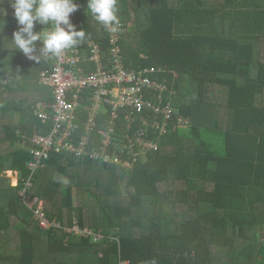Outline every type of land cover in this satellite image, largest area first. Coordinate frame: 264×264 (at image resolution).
<instances>
[{
    "label": "trees",
    "instance_id": "obj_1",
    "mask_svg": "<svg viewBox=\"0 0 264 264\" xmlns=\"http://www.w3.org/2000/svg\"><path fill=\"white\" fill-rule=\"evenodd\" d=\"M8 1L0 0V81H7L0 91V264H264V0H118L127 67L165 71L156 76L176 90L173 104L190 119L161 135L159 149L140 154L132 169L67 151L30 165L23 137L53 128L34 106L53 101L41 73L54 57L28 60L14 43L7 46V35L19 30L15 15L4 12ZM75 2L76 28L86 32L81 65L88 68L89 44L99 43L109 57V35L88 0ZM250 2L262 10L256 32L220 29L223 5ZM188 14L196 27H185ZM128 125L122 115L115 137L138 127ZM94 136L95 145L98 131ZM8 171L17 172V185ZM23 189L37 199L35 208ZM40 203L62 227L38 226ZM75 224L91 233L66 230Z\"/></svg>",
    "mask_w": 264,
    "mask_h": 264
},
{
    "label": "built area",
    "instance_id": "obj_2",
    "mask_svg": "<svg viewBox=\"0 0 264 264\" xmlns=\"http://www.w3.org/2000/svg\"><path fill=\"white\" fill-rule=\"evenodd\" d=\"M71 22L76 26L74 13ZM123 27L124 23L120 22L116 32L107 31L109 57H105L102 45L91 42L90 56L85 58L91 64L88 68L81 65L83 56L77 45L65 50L60 57H54L52 67L42 71L41 83L52 89L53 101H39L34 112L42 123L52 121L53 128L48 134L34 132L23 137V144L30 146L34 156L31 166L44 165L49 152L67 151L80 159L88 157L101 164L132 169L140 154L159 149L161 135L168 133L169 129L190 125V119L173 104L176 90L171 88L168 80L156 76L165 71L127 67L120 43ZM34 55L42 54L37 49ZM23 57L35 60L24 54ZM6 82L0 81V91ZM102 113L106 117L100 122ZM83 114L86 116L84 133L75 139ZM122 115L129 123L128 127L133 123H138V127L133 132H125L124 138H118L115 132ZM96 131L100 134V141L94 145ZM20 195L35 208L36 198L30 199L25 189ZM42 207L40 203L34 209L38 226L43 230L62 227L56 220H50ZM66 230L78 235L91 233L88 228L81 229L77 224Z\"/></svg>",
    "mask_w": 264,
    "mask_h": 264
},
{
    "label": "clouds",
    "instance_id": "obj_3",
    "mask_svg": "<svg viewBox=\"0 0 264 264\" xmlns=\"http://www.w3.org/2000/svg\"><path fill=\"white\" fill-rule=\"evenodd\" d=\"M12 7L20 25L19 30L13 33L12 42L16 50L31 59L36 60L37 56L60 57L65 50L86 39L85 30H77L71 22V15L80 8L75 0H13ZM87 9L107 31L118 30V0H88ZM37 24L45 25L44 31H35ZM38 41L42 55H34ZM151 264H156V261Z\"/></svg>",
    "mask_w": 264,
    "mask_h": 264
},
{
    "label": "rangeland",
    "instance_id": "obj_4",
    "mask_svg": "<svg viewBox=\"0 0 264 264\" xmlns=\"http://www.w3.org/2000/svg\"><path fill=\"white\" fill-rule=\"evenodd\" d=\"M12 2L13 0H9L7 2V5H6L7 8H4V12L14 16V8L12 7ZM258 12H262V10L260 9L256 10V6L251 5V2L248 3V5H244L243 8L236 3L225 4L217 12L218 17L220 18L219 20L220 29L221 30L225 29V31H227V29H229V24H231L230 29L234 32H248V33L256 32L257 25H255L254 19L255 17H257ZM188 16L189 18L184 20L185 27L188 28L190 25H192L193 27H196L197 25H195V23L192 24L190 21L193 19L192 21L198 23V20L195 18H192L191 15L189 14ZM244 20H250V22L245 23ZM19 27L20 25H18V23L16 22L15 28L19 29ZM261 30L264 31V28H261ZM7 36L8 38H10V41L7 42V46H9L11 43H13L11 40L13 37L9 34ZM260 49H261L260 54L262 57H264V45H262ZM7 175L10 177L13 185L18 183L17 181L18 175L14 171H8ZM261 215L264 218V215L263 214ZM263 227H264V224H263ZM261 237L264 239V231H261Z\"/></svg>",
    "mask_w": 264,
    "mask_h": 264
},
{
    "label": "crops",
    "instance_id": "obj_5",
    "mask_svg": "<svg viewBox=\"0 0 264 264\" xmlns=\"http://www.w3.org/2000/svg\"><path fill=\"white\" fill-rule=\"evenodd\" d=\"M13 3V2H12ZM22 56H23V54H22ZM49 59H51V57H48V58H45V57H39V59L38 60H43V61H48ZM49 88V87H48Z\"/></svg>",
    "mask_w": 264,
    "mask_h": 264
},
{
    "label": "water",
    "instance_id": "obj_6",
    "mask_svg": "<svg viewBox=\"0 0 264 264\" xmlns=\"http://www.w3.org/2000/svg\"><path fill=\"white\" fill-rule=\"evenodd\" d=\"M15 185H17V184H15Z\"/></svg>",
    "mask_w": 264,
    "mask_h": 264
}]
</instances>
